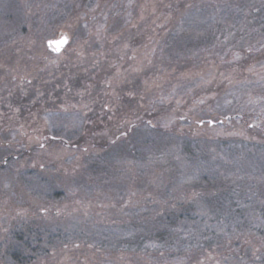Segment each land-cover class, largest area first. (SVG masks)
Instances as JSON below:
<instances>
[{
  "label": "rangeland",
  "instance_id": "obj_1",
  "mask_svg": "<svg viewBox=\"0 0 264 264\" xmlns=\"http://www.w3.org/2000/svg\"><path fill=\"white\" fill-rule=\"evenodd\" d=\"M175 1L0 0V264H264V62L236 56L264 58V0ZM177 33L234 56L179 71ZM142 118L194 143L140 147ZM172 202H196L185 244L139 249Z\"/></svg>",
  "mask_w": 264,
  "mask_h": 264
},
{
  "label": "trees",
  "instance_id": "obj_2",
  "mask_svg": "<svg viewBox=\"0 0 264 264\" xmlns=\"http://www.w3.org/2000/svg\"><path fill=\"white\" fill-rule=\"evenodd\" d=\"M174 1V0H173ZM189 1H196V0H189ZM185 2L186 0H179V1H175L177 7L179 8V10H182V8L185 6ZM210 6L212 8H210V14L211 12H214V8H215V2H211ZM176 7V8H177ZM259 5H253V7H251V15L254 17L255 15H257L258 9H261V7H259ZM207 10V9H205ZM204 10V11H205ZM213 10V11H212ZM202 14H204V12H202ZM173 34V33H172ZM198 35V34H197ZM173 37H175V40H172L173 43H178L179 42V46H180V52L178 51V58L176 60H174L175 62L173 65L177 66V68L180 70H186V69H190L191 66L196 65H208L209 63H211L214 60H218V59H222L224 58L225 60H227L226 58H228L229 56L232 58L234 55L233 53L235 52L234 50H228L222 48V50H219L220 46H215L214 50L209 51L208 55H204L201 56L202 53L198 54V55H194L197 60L196 62L194 60H191L190 58H184V55L182 54L185 51H189V53H193L194 50H201L203 48V51L208 49V46H205L206 44H214V42H208L207 40H205L206 38H204L203 36H196L194 34H190V35H186L184 33L182 34H175ZM217 42V41H216ZM183 44V45H182ZM200 47V48H199ZM199 48V49H197ZM218 49L217 53L216 50ZM261 47H259L257 44L252 45V42H248L243 41L240 42V44L237 46L236 48V56L240 57V59H244V64L242 65V68H244L245 66H250L251 64L254 63H258V62H264V58H261ZM251 50H256L257 52H255L253 54V51L250 52ZM258 58V61H254L252 60L253 58L255 59ZM261 58V59H259ZM210 59V62H209ZM213 59V60H211ZM228 61V60H227ZM240 61V60H239ZM241 62V61H240ZM136 86L137 89L141 88L139 87V80L137 79L136 81ZM140 92L137 90L136 95L139 94ZM150 99V98H149ZM135 100V99H134ZM236 116H241L240 114H235ZM228 117H230V115L227 114ZM242 116H244L242 114ZM207 117V115L202 114V119L204 120ZM205 121V120H204ZM201 124V123H199ZM143 130H147L148 133L155 132L157 137L162 138V139H176V141L183 139L185 144L191 145L194 143V139L191 138L192 133L190 131H178L177 128L172 127V128H167V127H160L157 125H153L150 123V121L147 118H142L140 121H138L137 123H135L134 125L131 126V128L129 130H127V132H125L128 136L127 137H134L135 141L138 142L140 147H145L148 146L150 143L154 142L152 141V137H147V135H145L146 133H142ZM118 141V140H117ZM121 140H119L118 142H120ZM125 140L123 139L122 142H124ZM118 142L114 141H110L108 142L106 145L107 146H115L118 144ZM80 143H83V140H80L79 143L77 145H80ZM98 145V144H97ZM161 151V149H160ZM159 151V153H161ZM163 151V150H162ZM188 150H184L183 152L180 154L182 157L183 155L187 154ZM4 154H0V156H2ZM15 155L11 154L9 152V154H7L5 156V161L4 162H9V161H13L16 160ZM186 159H188V157L186 156ZM192 207H196V202H172V204L167 205L163 212L160 214H157L156 217H154L153 219H149V220H142V221H136L133 223V227L134 230L137 231V228H139L138 232L139 233H143V234H139V236H137L136 238H138V242H139V249H145L146 253H150L151 255L154 254L157 255L158 253H160L161 251H168L170 247L175 246L176 242L177 245H183L185 244L186 240H185V235L184 232L182 230V232L180 233L181 229H185V225H188L190 223L195 222L198 218H200V216L198 215V213H196V211L192 210ZM264 214V209H262V215ZM145 217V216H143ZM143 217H141V219H143ZM234 218H228V221H236V220H231ZM201 221H203V218H201ZM143 224H142V223ZM200 222V221H199ZM147 224V225H146ZM150 225V226H149ZM127 226V225H125ZM141 229V230H140ZM146 233H149V236L151 233L152 238L148 239L149 237L144 236ZM159 236L157 238H155L154 236L156 234ZM149 240L150 244H148V248H142L143 244L146 240ZM148 242V243H149ZM187 244V243H186ZM142 245V246H141ZM167 253V252H166ZM181 252H179L178 254H180ZM183 253V252H182ZM181 253V254H182ZM150 256V255H148ZM178 257V256H177Z\"/></svg>",
  "mask_w": 264,
  "mask_h": 264
},
{
  "label": "water",
  "instance_id": "obj_3",
  "mask_svg": "<svg viewBox=\"0 0 264 264\" xmlns=\"http://www.w3.org/2000/svg\"><path fill=\"white\" fill-rule=\"evenodd\" d=\"M69 42V36L67 34H62L61 36L50 39L47 41V46L49 50H51L54 53H60L68 44ZM210 124H214V121H209ZM202 124V122H201Z\"/></svg>",
  "mask_w": 264,
  "mask_h": 264
}]
</instances>
